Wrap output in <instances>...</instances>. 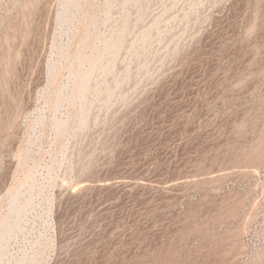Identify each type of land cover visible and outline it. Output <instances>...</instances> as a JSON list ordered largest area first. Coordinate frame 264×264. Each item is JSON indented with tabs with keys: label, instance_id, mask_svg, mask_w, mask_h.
Listing matches in <instances>:
<instances>
[{
	"label": "rangeland",
	"instance_id": "obj_1",
	"mask_svg": "<svg viewBox=\"0 0 264 264\" xmlns=\"http://www.w3.org/2000/svg\"><path fill=\"white\" fill-rule=\"evenodd\" d=\"M27 1L0 0V264H264V0Z\"/></svg>",
	"mask_w": 264,
	"mask_h": 264
},
{
	"label": "bare ground",
	"instance_id": "obj_2",
	"mask_svg": "<svg viewBox=\"0 0 264 264\" xmlns=\"http://www.w3.org/2000/svg\"><path fill=\"white\" fill-rule=\"evenodd\" d=\"M34 1H35V0H28V1H27V6H28V5H31ZM93 60H94V59H93ZM8 61H9V60H8ZM95 61H96V59H95ZM93 63H94V62L91 60V64H93ZM12 64H13V63H12ZM94 64H95V63H94ZM5 65H6L5 67H7V68L2 72V76H4L5 74H6V75L9 74V72H8V62H6ZM2 66H3V65H2ZM10 66H11V65H10ZM90 68H91V67H90ZM91 69H92V68H91ZM91 69H89L88 72L91 73V71H90ZM88 72H87V74L85 73L87 76L90 75V74H88ZM4 73H5V74H4ZM85 74H84V75H85ZM84 75H83V77H82V76L80 77V78H82V79H80L81 83L79 82V83L81 84V85H80V86H81V89H83V88L85 87V85H86V79H88L87 76H86V75L84 76ZM2 78H3V77H2ZM77 82H78V81H77ZM2 83H3V82H2ZM28 83H29V82H28ZM29 89H30V88H29ZM82 93H83V92H82ZM82 93H80L79 96H77V95H78V94H77L76 97L80 98V97L82 96ZM29 95H30V94H29ZM36 98H37V97H36ZM75 99H76V98H75ZM79 100H80V99H79ZM17 108H18V107H17ZM21 110H23V109H21ZM15 111H16V110H15ZM16 112H17V111H16ZM19 112H20V111H19ZM19 112H18V113L13 112L14 114L11 116V121H12V122H11V125H14V124L17 122L16 119H17V117H18L19 114H20ZM18 119H19V118H18ZM13 123H14V124H13ZM63 124H64V123H63ZM9 126H10V125H9ZM9 126H8V127H9ZM8 127H7V128H8ZM10 128H11V127H10ZM8 130H9V129H7V131H8ZM8 132H9V131H8ZM8 132H7V133H8ZM14 193H15V192H14ZM12 195H14V194H12ZM12 198H13V197H12ZM10 208H11V209H15V205H14V203L10 206ZM18 208H19V207H18ZM11 209H10V210H11ZM9 213H10V212H9ZM6 214H7V213H6ZM3 216H5V215H3ZM4 219H5V218H4ZM3 226H4V225H3ZM5 227H6V226H5ZM5 227H4V228H5ZM1 232H2V231H1ZM1 232H0V233H1ZM4 235H5V234H4Z\"/></svg>",
	"mask_w": 264,
	"mask_h": 264
}]
</instances>
